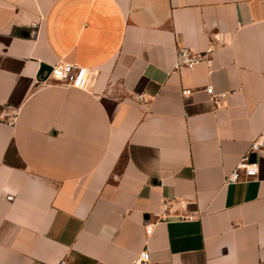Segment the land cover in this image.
Returning a JSON list of instances; mask_svg holds the SVG:
<instances>
[{"label": "crops", "instance_id": "0c3cea01", "mask_svg": "<svg viewBox=\"0 0 264 264\" xmlns=\"http://www.w3.org/2000/svg\"><path fill=\"white\" fill-rule=\"evenodd\" d=\"M263 132L264 0H0V264H264Z\"/></svg>", "mask_w": 264, "mask_h": 264}, {"label": "built area", "instance_id": "2783aa9c", "mask_svg": "<svg viewBox=\"0 0 264 264\" xmlns=\"http://www.w3.org/2000/svg\"><path fill=\"white\" fill-rule=\"evenodd\" d=\"M213 45L204 51H194L188 47H179L176 52L175 69L184 67L193 68L201 62H210V54L213 51ZM47 74V73H45ZM90 72L86 67L78 66L72 63L60 62L52 66V70L43 82L54 80L60 84L72 86L79 89L86 88L90 83ZM206 91L210 94L211 100L218 103L220 99L226 96L225 93L217 94L212 85L206 86ZM190 91H186L188 93ZM14 117L9 120L13 122ZM264 148V132L261 136L254 140L249 151L240 159L234 170L225 177V184H235L244 182L248 178L257 175L256 161L252 162L251 154L258 153ZM64 264V261L61 262ZM132 264H156L150 258L148 250L142 251L133 260Z\"/></svg>", "mask_w": 264, "mask_h": 264}, {"label": "water", "instance_id": "95a60500", "mask_svg": "<svg viewBox=\"0 0 264 264\" xmlns=\"http://www.w3.org/2000/svg\"><path fill=\"white\" fill-rule=\"evenodd\" d=\"M51 70H52V66L51 65L46 64V63H42L41 67H40V70H39V77L45 79L48 76V74L50 73ZM45 73H47V74H45ZM256 159H257V153H252L250 160L252 162H255Z\"/></svg>", "mask_w": 264, "mask_h": 264}]
</instances>
